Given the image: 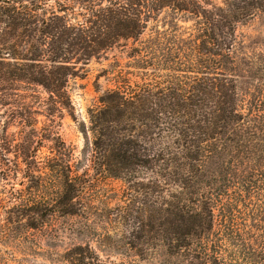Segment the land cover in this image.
Here are the masks:
<instances>
[{
	"label": "trees",
	"instance_id": "1",
	"mask_svg": "<svg viewBox=\"0 0 264 264\" xmlns=\"http://www.w3.org/2000/svg\"><path fill=\"white\" fill-rule=\"evenodd\" d=\"M63 1L56 3L65 15L38 20L33 1L0 0V24L6 29L19 24L43 36L24 39L29 54L21 59L24 63L0 61L7 80L43 88L59 112L70 105L66 85L77 71L67 55L78 54L76 62L85 63L107 60V52L117 50L127 62L83 125L93 177L74 174L71 150L51 129L40 138L54 142L55 154L44 159L52 186L41 175L32 177L29 168L39 167L35 154L41 140L33 136L39 132L22 126L23 173L42 195L19 199L23 204L16 206L17 215L30 218L19 229L39 230L38 224L57 215L83 214L92 199L86 193L92 179H111L133 191V203L142 195L153 219L148 232L139 228L138 244L128 246L142 261L161 250L159 264H226L222 239L233 249L246 247L234 230L235 214L240 208L252 217L263 212L264 61L255 72L263 83L240 92L238 79L245 77L236 74L231 51L236 28L264 14V0H224L221 7L204 0ZM164 11L172 25L152 29L142 39L149 21L156 22ZM188 18L194 19L193 33L178 35L182 31L175 23ZM113 62L111 67H119ZM35 138L37 145L25 151ZM10 173L0 169V177ZM126 209L131 214L129 203ZM128 218L138 224V217ZM7 223L0 235L4 243L12 233ZM23 239L29 240L26 233ZM258 244L246 249L247 256L241 251L245 260L264 261V241ZM55 256L59 264H104L89 246H73Z\"/></svg>",
	"mask_w": 264,
	"mask_h": 264
},
{
	"label": "rangeland",
	"instance_id": "2",
	"mask_svg": "<svg viewBox=\"0 0 264 264\" xmlns=\"http://www.w3.org/2000/svg\"><path fill=\"white\" fill-rule=\"evenodd\" d=\"M21 1L25 4L33 1L32 3L38 6L35 8L38 20L49 19L53 14L65 15L64 12H60V7L56 3L66 4L63 0H45L41 5L35 3V0ZM204 2L208 6L221 7L224 0H204ZM165 13L166 11L161 13L156 22L149 21L142 39L147 38L152 29L159 28L162 31L172 25V19L166 18ZM72 18L77 17L72 16ZM187 20H179L175 23L182 31V33H177L178 35L186 37L187 34L193 33L194 19L188 18ZM76 22L77 19L73 21V23ZM28 36L29 39L30 37L43 38L39 32L33 33L31 28H22L19 24L7 29L0 24V61L12 64L24 63L21 59H28L29 54L23 49L28 47V44L22 45V43ZM235 37L231 57L237 67L236 74L245 77L238 79V90L240 92L245 89L252 90L256 85L263 83L260 80L257 81L255 72L263 67L264 61V14H257L245 24L238 25ZM107 56V60L100 58L78 63L76 61H80V55L75 53L67 55V61L73 60L77 71L69 77L66 85L70 105L65 104L60 107L59 112L51 108L49 96L43 88L9 81L3 76V68L0 67V169L11 170L7 177H0V235L8 227L7 222L11 223L12 228V233L6 243L0 240V264H18V261L25 257L28 260L22 262L23 264H59L55 255L62 254L64 250L77 245L89 246L104 264H159L163 262L164 257L161 256V250H158L152 259L145 261L138 257L136 251L129 250V243L133 242L137 245L138 239L134 238L143 236L139 228L148 232L153 219L145 211L142 195L138 196L137 204L133 203L132 200L135 197L133 191L127 190L121 181L92 179L91 182L94 184L89 187L88 191L86 190L87 195L89 194L92 199L85 203L87 210L77 217L57 215L50 218L44 226H42L43 223L38 224L36 227L39 230L27 231L23 227L20 229L18 227L19 223L24 224L30 219L20 218L17 215L16 206L23 204L19 199L22 196L30 199L42 195L34 188L36 184L32 177L37 178L41 175L44 177L42 182H45L48 187L52 186L44 159L55 154L54 142L51 138L46 140L40 138L45 129H51L54 134L57 133V137L71 150L70 163L73 165L74 174L88 173L92 176L88 163L89 154L85 148L82 133L83 125L87 126L89 113L100 106V98L106 90L113 87V75L119 72L127 62V59L117 50L107 52ZM112 58L118 61L119 67H111L114 63ZM133 82H139V80L131 78V83ZM240 87L242 89H239ZM22 126L28 127L25 131L34 129L39 132L33 136L41 140L35 154L37 162H40L39 167L29 168L32 177L25 176L23 173L25 167L22 161L21 145L23 146L22 143H24V135L21 134ZM36 138L34 144L25 146V151L37 145ZM25 153H31V151ZM78 162L80 163L77 165ZM261 196L263 212L258 214V217L255 214L252 217L251 213L243 208H240L239 213L234 216L236 225L234 230L238 232L240 242L246 247L233 249L225 240H221L223 248L221 253L226 264H264V261H247L241 253L245 249L247 256L246 249H256L259 247L258 243L264 241L262 240L264 236V192ZM128 203L131 214L126 209ZM137 211L139 213L136 214ZM131 215L138 217V224L133 223L132 218H128ZM24 233L27 234L28 241L23 239Z\"/></svg>",
	"mask_w": 264,
	"mask_h": 264
}]
</instances>
